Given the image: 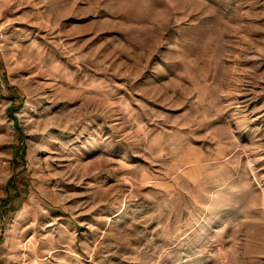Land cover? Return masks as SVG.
Segmentation results:
<instances>
[{
	"label": "rangeland",
	"instance_id": "374dc122",
	"mask_svg": "<svg viewBox=\"0 0 264 264\" xmlns=\"http://www.w3.org/2000/svg\"><path fill=\"white\" fill-rule=\"evenodd\" d=\"M0 264H264V0H0Z\"/></svg>",
	"mask_w": 264,
	"mask_h": 264
}]
</instances>
